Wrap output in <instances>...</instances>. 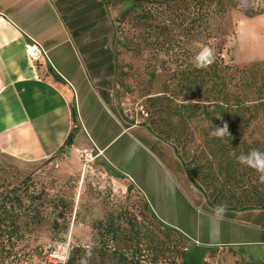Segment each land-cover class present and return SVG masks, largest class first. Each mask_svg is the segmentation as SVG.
I'll return each mask as SVG.
<instances>
[{"label":"rangeland","instance_id":"rangeland-1","mask_svg":"<svg viewBox=\"0 0 264 264\" xmlns=\"http://www.w3.org/2000/svg\"><path fill=\"white\" fill-rule=\"evenodd\" d=\"M97 2H78L90 26L84 41L112 50V22L116 27L115 20L131 0L102 6ZM233 3L211 16L205 43L179 34L164 50L157 51L152 43L140 53L114 43L119 51L115 73L96 76L94 82L110 81L112 109L162 140L164 151H174L182 188L205 212L226 205L223 216L250 230L244 241L207 246L167 229L141 191L103 168L93 152L64 149L24 161L0 149V264L63 262V251L71 245H85L88 237L96 245L94 225L109 218L119 226L116 245L130 248L139 242L145 262L156 257L157 264H264V183L254 169L237 161L251 149L264 151V60H258L264 57V25L247 24L238 46L236 42L238 16L249 8L258 11L264 0ZM133 13L116 34L136 43L143 27L132 26ZM204 46L213 49V62L197 68L195 57ZM238 114L251 119L237 139L238 148L227 151L225 135L212 133ZM128 219L135 221L137 230L129 228Z\"/></svg>","mask_w":264,"mask_h":264},{"label":"crops","instance_id":"crops-1","mask_svg":"<svg viewBox=\"0 0 264 264\" xmlns=\"http://www.w3.org/2000/svg\"><path fill=\"white\" fill-rule=\"evenodd\" d=\"M55 2L0 0L1 151L24 161L49 157L73 129L69 150L93 152L103 168L135 185L166 224L207 246L243 242L250 230L205 212L182 188L174 151H164L162 140L126 124L103 101ZM253 21L264 25V13L238 16L237 46Z\"/></svg>","mask_w":264,"mask_h":264},{"label":"trees","instance_id":"trees-1","mask_svg":"<svg viewBox=\"0 0 264 264\" xmlns=\"http://www.w3.org/2000/svg\"><path fill=\"white\" fill-rule=\"evenodd\" d=\"M80 5L83 0H56L55 5L62 18L70 37L76 45L82 62L85 66L86 72L88 73L92 83L96 87L100 97L103 101L112 109L110 101L108 99L109 89H111L110 81L107 80L106 85H100L94 82L95 77H107L113 75L116 68V60L119 55L118 49L113 46L117 43L125 50L134 51L140 53L146 45L154 44L157 47L156 50H164L165 46L169 42H173L178 38L179 34H190L194 38L195 43H205L206 39L211 35L209 29V23L211 16L216 13L217 8H220L222 12L225 5L235 6L233 0H131V4L128 5L124 10L119 13V17L115 20L117 23L116 27L112 22V50L109 47H100L95 43H89L84 41L86 36L87 28L90 27L84 20V11L80 9ZM123 1L128 0H98V4L104 5L111 2L112 5H116ZM102 6V5H101ZM219 10V9H218ZM135 11L131 16L134 21L132 26L140 25L143 27L138 37V42L133 43L132 38H128L124 35L117 36V29L129 19L130 13ZM264 13V7H260L258 11L252 9L243 10V14L246 17H252L258 14ZM156 20V22H153ZM129 20H127L128 22ZM105 68V73L101 74V68ZM182 74H189V72L181 71ZM197 73L203 72L197 69ZM103 90V91H102ZM221 108L220 105H217ZM237 106V105H236ZM112 112L123 122L128 125H132L133 121H127L124 117H121V110L117 112L112 109ZM74 110H72V115ZM123 115H125L123 113ZM223 117H226L225 115ZM233 121L227 123L229 135H225L227 139L228 150H236L238 148L237 139L246 130L251 116L243 117L242 114L235 115ZM214 127H216V121L210 119ZM73 129L68 133L63 144L56 151H63L69 149L73 137ZM164 138V137H163ZM167 140L168 139H163ZM226 145L221 146V150L224 152ZM55 152V153H56ZM20 187L17 186L12 189L15 192ZM5 198V197H4ZM147 206V204L145 203ZM264 206V205H262ZM264 208V207H262ZM214 209V208H213ZM153 212V211H152ZM154 214V213H153ZM155 216V214H154ZM127 224L130 229H138L134 220L128 219ZM167 229L173 230L174 232L185 236L177 228L164 223ZM94 228L97 231V244L91 249V255H87V249L85 245L75 244L70 246L69 258L66 264H81L82 259L87 260V264H157V258L152 257L148 262H145L144 255L141 253L139 247L140 243L136 242L135 246L130 248L118 247L116 244L117 234L119 226L109 218L104 222L98 221ZM126 241H131V238L126 236L122 237ZM136 248V249H135ZM47 264H65V261L58 263H47ZM185 264V263H184Z\"/></svg>","mask_w":264,"mask_h":264},{"label":"clouds","instance_id":"clouds-1","mask_svg":"<svg viewBox=\"0 0 264 264\" xmlns=\"http://www.w3.org/2000/svg\"><path fill=\"white\" fill-rule=\"evenodd\" d=\"M214 52L213 49L204 46L201 48V51L196 55L195 57V66L197 68H204L213 62ZM228 134V126L225 124L223 127L215 128V131L212 133V135L216 137H223L224 135ZM237 161L249 168L254 169L258 174L260 181L264 183V151H261L259 149H251L248 153H241L237 157ZM226 211V205H217L213 209V213L215 218L222 219L223 214ZM85 247L87 249V255H91V249L94 246L93 241L91 237H88L86 241L84 242ZM70 249L66 248L63 251L62 254V260L66 261L69 258ZM81 264H87L86 259H82Z\"/></svg>","mask_w":264,"mask_h":264}]
</instances>
